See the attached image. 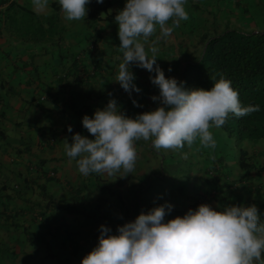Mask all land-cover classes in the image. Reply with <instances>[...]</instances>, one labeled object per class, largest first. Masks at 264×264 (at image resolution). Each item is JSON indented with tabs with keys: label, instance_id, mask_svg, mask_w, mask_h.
<instances>
[{
	"label": "crops",
	"instance_id": "0c3cea01",
	"mask_svg": "<svg viewBox=\"0 0 264 264\" xmlns=\"http://www.w3.org/2000/svg\"><path fill=\"white\" fill-rule=\"evenodd\" d=\"M124 2L109 0L97 20L90 17L87 6L85 19L67 21L58 0H49L43 13L33 9L32 0L0 1L5 4L0 11V129L6 141H0V264H81L98 244L102 224L117 234L118 225L165 203L173 206L165 220L207 203L213 208L255 204L264 222V136L244 141L237 151L244 163L238 160L231 171L225 158L228 151L220 154L218 149H208L205 152L210 160L206 156L201 168L191 160L183 179L177 172L178 160L169 169V191L158 193L150 192L151 184L168 177L162 167L151 163L152 153L143 140L136 142L138 159L134 172L127 176H122L123 172L84 176L76 161L66 155L65 139L71 143L73 134L94 138L82 118L92 116L110 99L133 118L159 105L152 99L159 95V88L150 80L154 72L131 65L134 82L141 89L131 95L115 81L122 62L118 24L114 18L108 21L103 17L106 12L117 13ZM208 2L198 5L187 0L189 19L181 21L171 36L157 45V63L166 77L179 80L185 62L199 54V37H191L189 32L201 14L202 22L210 15L201 8H217L233 21L252 20L253 29L264 27L263 0H222L215 7ZM55 15L57 28L49 33L51 40L33 43L22 36L23 25L29 27L28 35L34 36L35 25L46 28ZM205 21L209 30L212 19ZM210 29L214 31V27ZM201 30L206 27L198 28ZM156 36L159 30L150 43ZM149 150L162 156V150ZM231 155L235 156V151ZM195 166L202 170L203 182L196 183ZM48 258L52 261L45 263Z\"/></svg>",
	"mask_w": 264,
	"mask_h": 264
},
{
	"label": "clouds",
	"instance_id": "9594fccd",
	"mask_svg": "<svg viewBox=\"0 0 264 264\" xmlns=\"http://www.w3.org/2000/svg\"><path fill=\"white\" fill-rule=\"evenodd\" d=\"M58 2L67 21L86 18L90 0ZM186 4L187 0H126L117 11L114 20L122 62L115 81L131 95L141 89L130 66L154 72L150 80L159 88V95L152 99L159 105L133 118L112 98L92 116L85 114L82 124L94 138L75 133L72 142L65 139L64 144L80 174L133 173L138 159L136 142L140 140L151 141L158 152L177 151L185 145L190 148L197 140L203 148L215 149L217 142L210 129L224 126L230 114L243 117L260 111L259 105H243L239 91L223 74L210 89L189 90L183 81L166 77L157 63V45L170 37L181 21L189 19ZM48 5L49 0H32L37 13L45 12ZM157 30L159 36L150 43ZM172 207L165 203L141 212L134 220L118 225L117 234L102 224L98 244L81 264H264V222L255 204L213 208L201 203L195 210L165 220Z\"/></svg>",
	"mask_w": 264,
	"mask_h": 264
},
{
	"label": "trees",
	"instance_id": "16d2710c",
	"mask_svg": "<svg viewBox=\"0 0 264 264\" xmlns=\"http://www.w3.org/2000/svg\"><path fill=\"white\" fill-rule=\"evenodd\" d=\"M108 3L109 0H103V3L90 0L88 4L90 17L93 20L99 19V13L105 11ZM125 3L126 0L121 9ZM59 8V5L55 6L54 10L58 11ZM116 14L114 11L106 12L103 18L109 21ZM55 17L56 15L54 18L51 17L46 28L41 27L40 24L35 25L33 32H36L37 36L30 37L36 41L50 39L48 35L52 34L56 27ZM221 22V19L212 22L211 26L214 27L212 34L201 33L199 54L185 62L179 71V81H183L184 87L190 90L210 89L214 80L219 79L220 74L230 79L232 86L239 91L241 103L245 106L259 105L260 111L243 117L230 114L221 129L228 131V134L229 131H233L238 142L241 139L253 141L264 136V27L253 29L245 23L246 21L239 19L233 21L228 16L227 22L220 27ZM17 26L19 27L18 24ZM218 27L221 30L216 29ZM22 29V36L28 38L29 27L23 25ZM4 139V132L0 129V141L6 142ZM241 156L239 164L243 165L244 160ZM13 224L18 225L17 222Z\"/></svg>",
	"mask_w": 264,
	"mask_h": 264
},
{
	"label": "rangeland",
	"instance_id": "374dc122",
	"mask_svg": "<svg viewBox=\"0 0 264 264\" xmlns=\"http://www.w3.org/2000/svg\"><path fill=\"white\" fill-rule=\"evenodd\" d=\"M195 1H196V4H198V5H201V4L206 5V3L209 1V2H211L213 4V7H215L214 4L218 3L219 1H222V0H208V1H206V0H203V1L195 0ZM243 1L247 2L248 0H243ZM209 2H208V4H209ZM217 7H219L218 4H217ZM219 9H220V7H219ZM200 10L203 11L204 13H209L210 15L212 14V18L210 17V15L207 14L205 16L206 17L205 20L212 19V22H214L216 20H220L221 19L222 22H221L220 27L223 26L225 22H227V17L224 16V13L221 10L219 11L217 8L208 7L206 9L205 8H201ZM202 16L203 15L201 14L200 17H198V19H196V20H194L192 22L194 28H193V30H191L189 32V36H191V37L195 36V38H196V37H200L202 32H207L208 31L210 34H212L214 32L212 29H210L212 27L209 28L210 31L207 30V26H208L209 22H207L205 20H204V22H202L201 19H200ZM17 19L20 20L19 17ZM251 22H252V20L251 21H246L245 23H247V25L250 26ZM58 25H59V23H58ZM200 27H206V30L198 31V28H200ZM218 30H221V29L219 28ZM36 36H37V34L35 32L34 36H31V37L34 38ZM31 37L29 36L27 39L31 40L34 43L36 40L32 39ZM37 42H39V41L37 40ZM198 44H200V42ZM200 49H201V47H200ZM210 131H212V133L214 135V138H215V140L217 142L215 149H218L219 152L221 151L220 154H222V152L228 151L225 154V156H226L225 158L228 159V161H229L227 163V167H228L229 171L234 170L237 167V162L239 160V157H237L238 156V153H237L238 149L243 147L244 141H250V140L241 139L238 142V138L235 136V133L233 131H229L230 134H228V131L226 132V131H224L221 128H219V129L212 128V129H210ZM150 142L151 141L145 142L144 146H146L147 151L152 153V155L150 157L151 163L153 165L156 163L155 166L159 165V168L162 167V171L165 173V176H167L168 179H169V180L166 179V178L164 180L157 179L155 184L154 183L151 184L153 189H151L150 192L151 191H154V192L156 191V193H158L160 190L166 191V192L169 191V185H171V180H172L171 175H170L171 172L169 171V169L172 170L173 167H175V164L177 163L178 160H180V165L178 167L179 171H177V172L181 173V179H183L184 177H186L188 175V170H187L186 167H189L188 164H189V162L191 160H196V162H197V164H198V166L200 168H201V163H203V159L206 156H208L207 157V161L210 160V155H207L206 152H205L208 149H205L202 146H200L199 140H197L192 145V147H190V149L193 148V149H191V150H193L192 154H190V152H189V150H190L189 147L187 145H185V147L183 149H180V150H177V151H165V150H162L163 151L162 152V156L161 155L158 156V154H156V152H154V150L153 151L149 150L151 148L154 149L152 146L150 147ZM215 149H209V150L210 151L211 150L214 151ZM232 151H235V154H236L235 156L231 155ZM223 155H224V153H223ZM195 172H196V176H195L196 183L203 182V172H202V170L198 171L196 169V166H195ZM162 182L164 183L163 187H162ZM158 183L161 184V186H157ZM31 259H32V263H33L34 257L31 258ZM47 261L51 262L52 260H51V258H48V259L45 260V263Z\"/></svg>",
	"mask_w": 264,
	"mask_h": 264
},
{
	"label": "built area",
	"instance_id": "2783aa9c",
	"mask_svg": "<svg viewBox=\"0 0 264 264\" xmlns=\"http://www.w3.org/2000/svg\"><path fill=\"white\" fill-rule=\"evenodd\" d=\"M4 5H5L4 3H0V9H1Z\"/></svg>",
	"mask_w": 264,
	"mask_h": 264
}]
</instances>
